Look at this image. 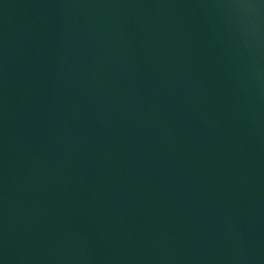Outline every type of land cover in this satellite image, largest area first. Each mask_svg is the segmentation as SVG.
I'll list each match as a JSON object with an SVG mask.
<instances>
[{"label": "water", "instance_id": "water-1", "mask_svg": "<svg viewBox=\"0 0 264 264\" xmlns=\"http://www.w3.org/2000/svg\"><path fill=\"white\" fill-rule=\"evenodd\" d=\"M212 1H213V2H216L217 0H211L210 3H212ZM248 62H249L251 65H255V64H256V62L253 61V59H251V58H248ZM258 64H261V62H260V61H257V65H258ZM226 85H227V84H226ZM226 85L223 84V88H224V90L228 91V90H227L228 85H227V86H226ZM214 95H215V94H214ZM217 101H218V99L216 98V95H215V103H217ZM227 107H228L227 105L222 107V110H221V113H222V114L226 113V111H227ZM242 113H244V114H248V109H246V110L243 111ZM219 115H220V114H219Z\"/></svg>", "mask_w": 264, "mask_h": 264}]
</instances>
